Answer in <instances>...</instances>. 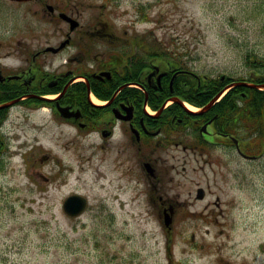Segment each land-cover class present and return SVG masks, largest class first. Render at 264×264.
Returning a JSON list of instances; mask_svg holds the SVG:
<instances>
[{"label":"rangeland","instance_id":"374dc122","mask_svg":"<svg viewBox=\"0 0 264 264\" xmlns=\"http://www.w3.org/2000/svg\"><path fill=\"white\" fill-rule=\"evenodd\" d=\"M102 2L119 28L157 38L199 74L264 75V0ZM4 130L0 264H264V142L255 159L227 151L217 164L174 146L150 154L163 160L160 191L176 202L166 226L120 138L22 108ZM72 193L87 202L77 215L62 207Z\"/></svg>","mask_w":264,"mask_h":264},{"label":"flooded vegetation","instance_id":"af4514ba","mask_svg":"<svg viewBox=\"0 0 264 264\" xmlns=\"http://www.w3.org/2000/svg\"><path fill=\"white\" fill-rule=\"evenodd\" d=\"M100 2L0 0V159L4 126L20 108L48 113L78 133L120 138L122 149L138 154L155 191L149 198L164 221L176 202L160 191L163 160L150 155L156 149L180 147L214 164L227 151L255 159L263 150L252 138L256 130L243 125L245 94L233 84L238 78L195 75L157 38L119 28ZM200 78H219L222 86L209 101L218 98L195 113L173 98L192 103L193 80ZM224 98L230 105L221 106L219 118L211 108Z\"/></svg>","mask_w":264,"mask_h":264},{"label":"trees","instance_id":"16d2710c","mask_svg":"<svg viewBox=\"0 0 264 264\" xmlns=\"http://www.w3.org/2000/svg\"><path fill=\"white\" fill-rule=\"evenodd\" d=\"M169 56L175 57L179 63H182L181 57L178 56L175 52H169ZM248 80L263 83L264 75L259 74L257 77H250ZM193 84L195 85L193 95L194 98L191 99L192 103L195 105L206 104L210 97L222 86V82L219 78H209L204 80L200 78V83L197 84V79L193 80ZM238 89L244 92L243 101L245 106L242 109V122L245 127H251L252 130H256V134L252 137L257 140L259 145L264 142V90H260L252 87H237ZM180 94V93H179ZM185 98L187 96H184ZM229 104L230 102L224 98L222 101L216 103L211 111L218 112L219 118L222 116L221 106ZM230 110V108L228 109ZM244 127V128H245ZM245 131V130H244Z\"/></svg>","mask_w":264,"mask_h":264},{"label":"water","instance_id":"95a60500","mask_svg":"<svg viewBox=\"0 0 264 264\" xmlns=\"http://www.w3.org/2000/svg\"><path fill=\"white\" fill-rule=\"evenodd\" d=\"M234 84L249 85L243 81L235 82ZM251 86L264 89V83L263 84H251ZM218 95H219V93L216 94L213 97V99L210 101V103L208 105H206L203 109L208 108L210 106V104L213 102V100ZM173 100H176L179 104L184 106V103L182 101L175 99V98H173ZM103 134H104V136H106L108 133L104 132ZM146 165H148V164H146ZM147 170L151 172V170L149 168H147ZM202 196H203V190H202V188H198L197 189V197L201 198ZM85 205H86V199L79 194H70L63 201V209L69 215L79 214L84 209ZM170 212L172 214V209H170ZM170 222H171V216L166 215L165 224L168 225Z\"/></svg>","mask_w":264,"mask_h":264},{"label":"bare ground","instance_id":"6f19581e","mask_svg":"<svg viewBox=\"0 0 264 264\" xmlns=\"http://www.w3.org/2000/svg\"><path fill=\"white\" fill-rule=\"evenodd\" d=\"M186 105H187V107L190 108L191 110H196V107H195V106H192V105H190V104H188V103H187Z\"/></svg>","mask_w":264,"mask_h":264}]
</instances>
